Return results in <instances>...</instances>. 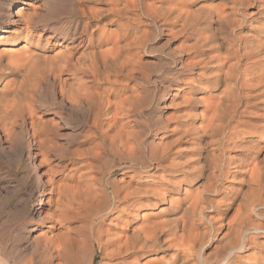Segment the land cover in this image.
I'll return each mask as SVG.
<instances>
[{"label":"bare ground","instance_id":"bare-ground-1","mask_svg":"<svg viewBox=\"0 0 264 264\" xmlns=\"http://www.w3.org/2000/svg\"><path fill=\"white\" fill-rule=\"evenodd\" d=\"M73 1L72 24L45 29L46 0H0V142L32 139L19 213L64 227L35 264H264V0ZM162 37L180 43L176 78L148 99L141 52ZM47 88L62 105L52 126ZM66 110L89 118L59 170ZM103 154L125 166L118 182L95 173Z\"/></svg>","mask_w":264,"mask_h":264},{"label":"rangeland","instance_id":"rangeland-1","mask_svg":"<svg viewBox=\"0 0 264 264\" xmlns=\"http://www.w3.org/2000/svg\"><path fill=\"white\" fill-rule=\"evenodd\" d=\"M20 7H21L20 5L12 6L11 11L13 12L12 14L13 18H15L14 13ZM75 13H76V6L73 0H46L43 26L45 27V29H47L53 27L54 28L61 27L64 26V24L66 23L70 25L75 19ZM42 36L44 39H46V38H50L52 35L49 31L45 30ZM61 42H63V40ZM179 45L180 43L178 40L168 42L165 38L162 37L157 40H153L151 42V45L148 47V49L141 52V65L142 67H145L146 72L149 74V84H145L143 86L145 87L143 90L144 95H146L148 99H151L150 98L151 94L155 90L152 85L153 80L157 82L162 81L165 84L166 82H168L167 80L169 79L171 80V77H173V79L175 80L176 72L172 71L170 67L175 62L176 59L175 53L177 52L176 50ZM47 89H45L44 95L42 97L45 98L43 99V102L49 104L50 106L52 102L51 100L52 92L49 88ZM59 100L60 99H58L56 107L48 106L49 110H47L42 114L44 120H48V122L50 123L49 126H52L53 123H57L55 112H58L57 110L62 106ZM166 105H169V103L167 102ZM152 112H149L150 114L146 113L145 116L140 117L137 120V122L141 124V128H139L140 132L142 131L141 133L147 130L146 131L147 133L146 132L145 133L148 134V127H145V125L152 124L151 119L156 114V112L154 111ZM172 112L173 109L170 106H168V109L164 108V111L162 112V116L163 114L165 116H170ZM62 115L66 119L69 118L68 120H71L74 123H76L75 126L76 129L74 131H70V129H64L62 127H59L55 135V142L59 150H62L61 152L66 153L65 157L61 160H56L53 157L51 158L52 165L54 167H57L59 170L68 165L69 154L73 152V150L77 147V144L82 140V135L84 134V131L86 129L84 127V122L89 118L88 113H83V115L81 116H76L75 113L73 111L71 112L70 110H66V112L63 111ZM30 136H31L30 132L28 134H21L19 139H16L17 141H14V143L11 142L10 144V143H5V140H3L4 136L1 135L2 141L0 142V149L3 148L1 149L3 153L0 151V205H1L0 257L2 258L0 259L3 261L1 262L0 260V264H28L29 261L30 264H35L36 262L38 263L39 262L38 260H40L39 258L41 253V247H43L45 243L46 234L50 233L51 231L55 234H60L61 232L64 231V227L62 228L58 227L56 230L55 229L50 230L48 224L40 223L39 221H37L38 219H34L30 216L23 215L22 217L21 213H19L20 200L30 196L28 187L32 173L29 172L30 171V167H28L29 160L27 156H25L27 155V149H28L27 145L28 144L32 145V139ZM3 145L5 146L3 147ZM9 147L10 149H8ZM7 149L10 151H7ZM19 155L20 157L17 158L16 156ZM94 167H95V173L99 177H102L104 181H106L109 178V180H111L112 182L113 180L114 182H118L121 179L122 176L121 173L125 168L124 165L119 164V159L117 157H113L112 155H108V154H103L102 158L96 160L94 162ZM45 169L46 167L43 170ZM99 171H101V175H99L100 174ZM106 171L107 172L112 171V174L106 175L107 174ZM8 192H10V194ZM35 199L36 196L34 195L33 197L30 198V202H33ZM2 204L4 206L6 204V206L4 207ZM16 208L18 209V211ZM49 209H50L49 204H46L43 208H41L42 215L47 216L49 214ZM80 221L75 219L73 222L69 224V226H71V228H81V225L82 223L84 224V222L83 220ZM32 224H35L36 229L31 232H28V230L31 229L30 227ZM83 226L84 225H82V227ZM82 241L83 242L85 241L86 243L88 239L87 241L85 239H82L80 241L78 240L77 244H79L80 242L82 244L83 243ZM37 247L40 248L39 249L40 253L38 249H36ZM83 249H84L83 247L82 249L74 248V250L77 251L79 250V252L74 250L73 251L75 255L77 254V256L78 254H80L81 255L80 258L83 257L82 260L85 261L88 258L86 257L88 256L87 255L88 251L86 250L87 251L86 252ZM80 250L84 252L82 253ZM210 251L211 249L206 250L205 254L206 253L210 254ZM83 254H85V256ZM100 261H101L100 258L96 257L91 264H99ZM57 263L59 262L57 260H54V262H52L51 264H57Z\"/></svg>","mask_w":264,"mask_h":264}]
</instances>
